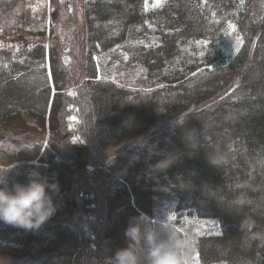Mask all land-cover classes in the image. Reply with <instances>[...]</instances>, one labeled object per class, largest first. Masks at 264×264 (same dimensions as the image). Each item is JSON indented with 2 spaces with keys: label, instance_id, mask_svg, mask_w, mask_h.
Listing matches in <instances>:
<instances>
[{
  "label": "trees",
  "instance_id": "trees-1",
  "mask_svg": "<svg viewBox=\"0 0 264 264\" xmlns=\"http://www.w3.org/2000/svg\"><path fill=\"white\" fill-rule=\"evenodd\" d=\"M84 1L78 39L69 44L56 34L61 17H69L66 2L49 0L48 32L45 22L39 28L29 21V0H0V64L17 72L49 60L53 81L30 106L21 107L24 96L0 99V165L27 161L30 173L60 184L56 214L39 230L17 228L15 239L0 230V255L27 264H104L125 246L130 218L146 213L155 219L161 188L194 184L198 198L180 206H189L187 215L196 220L214 219L216 228L193 235L190 264H264V15L255 14L253 0H163L155 7L147 0ZM229 21L241 44L215 63L217 57L201 49H215ZM68 24L78 28L76 20ZM130 25L152 39L143 46L139 87L98 78L93 57L95 49L125 41ZM233 89L244 92L201 107ZM76 132L84 146L74 141ZM120 155L126 171L111 184ZM166 158L171 166L157 168ZM80 175L94 195L89 243ZM184 222L178 214L172 225L181 235Z\"/></svg>",
  "mask_w": 264,
  "mask_h": 264
},
{
  "label": "rangeland",
  "instance_id": "rangeland-1",
  "mask_svg": "<svg viewBox=\"0 0 264 264\" xmlns=\"http://www.w3.org/2000/svg\"><path fill=\"white\" fill-rule=\"evenodd\" d=\"M28 8V19L32 23H36L37 27H42L44 22L47 24L48 32L51 30V15H50V3L49 0H29ZM60 2L67 3V10L69 11V17L67 18V13L61 17V24L56 29V34L59 35L60 39L70 43L77 41V30L81 26V21L83 19L84 13V0H60ZM163 0H147V6L155 7L160 5ZM253 9L255 14L258 17L264 15V0H253ZM76 18H73V16ZM69 20H76L78 28L73 32L72 28L69 27ZM56 25V24H55ZM54 25V26H55ZM70 29V30H67ZM55 37V35H53ZM42 40H46L47 43L53 42L52 38L49 36L42 37ZM49 40V41H48ZM152 41L149 33H143L141 28L135 25H130L127 31V37L125 41L121 44H118L115 48L111 50H101L95 49L93 51V57L95 59L96 67L99 71L98 78H112L118 81H121L123 85L128 87H139L143 85V78L145 75V68L142 65L143 59V50L147 44ZM241 44V37L236 32V27L232 21L227 23V26L220 36L215 49L207 50L205 47H202L201 50L204 53L211 52V57H217L215 63L220 61L222 58L229 57L234 53L239 45ZM202 54V52H200ZM69 62L73 61V57L68 49L67 54ZM47 82L52 85V73L50 61L47 60L45 65H40L37 63H28L27 67L23 71L13 72L9 70L6 65L0 64V99L5 101L10 100H19V96H24L26 99H23V105L21 107L30 106L35 101L39 94H41V86L45 85ZM54 92V91H53ZM244 90L237 91L236 89L230 90L229 92L224 93L222 96L216 99H211L201 105L202 108H212L218 101L224 99H231L242 94ZM70 93L75 95V89L72 88ZM53 95V94H52ZM239 98V97H238ZM71 111L73 115L69 117V125L72 131H77V124L79 119L76 115L77 107L71 106ZM167 120L166 118L161 119L159 125H163ZM170 126V125H169ZM166 132L162 131L160 137L163 136ZM22 134V129L19 127L17 135ZM35 139L29 138L28 143H33ZM26 141V139H25ZM74 141L80 145H85V140L80 134L76 132ZM27 142V141H26ZM38 167L42 163L39 161L34 162ZM125 160L122 158V155L116 158V161L113 163V169L110 172V183L113 182L116 184L122 180V177L126 171ZM13 166V167H12ZM29 162H18L10 166L0 165V169L11 168L9 172V180L13 179L26 182L30 178V172L28 171ZM90 169L89 166H86ZM78 192L80 193L83 202L86 205V216L82 222L83 233L88 236V243L91 239H94L93 233L89 225L94 221L93 213L95 212V203L94 195L91 193V183L88 182V177L80 175L78 177ZM184 187L169 189L161 188V197L158 199L155 210V219L154 222L168 220L171 225L174 224V221L177 218L178 214H181L184 224L180 225V229L187 234L189 237L201 230L205 229H215L216 221L214 219H201L196 220L187 215L189 206H183L180 204H188L191 201L193 202L198 198L200 194V189L197 185L194 184H184ZM189 186V187H185ZM198 187V188H197ZM17 228L11 225H6L0 222V230L3 237L15 239ZM16 230V231H15ZM0 232V233H1ZM16 234V235H15ZM86 249V248H85ZM91 250H94L92 248ZM88 252V251H87ZM191 257V254H190ZM189 258V264H190ZM0 264H27L26 261H22L20 257L16 256H5L0 255Z\"/></svg>",
  "mask_w": 264,
  "mask_h": 264
},
{
  "label": "clouds",
  "instance_id": "clouds-1",
  "mask_svg": "<svg viewBox=\"0 0 264 264\" xmlns=\"http://www.w3.org/2000/svg\"><path fill=\"white\" fill-rule=\"evenodd\" d=\"M172 162L166 158L156 167L163 170ZM10 170L0 169V222L39 230L58 210L55 197L60 193L59 180L32 172L26 182L10 181ZM125 236V246L106 256L104 264H189L193 241L187 234H179L167 219L153 222L141 213L130 218Z\"/></svg>",
  "mask_w": 264,
  "mask_h": 264
}]
</instances>
